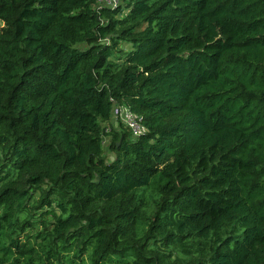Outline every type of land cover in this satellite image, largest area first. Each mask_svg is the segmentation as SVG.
Listing matches in <instances>:
<instances>
[{"label": "trees", "instance_id": "1", "mask_svg": "<svg viewBox=\"0 0 264 264\" xmlns=\"http://www.w3.org/2000/svg\"><path fill=\"white\" fill-rule=\"evenodd\" d=\"M1 23L0 264H264V0H0Z\"/></svg>", "mask_w": 264, "mask_h": 264}, {"label": "built area", "instance_id": "2", "mask_svg": "<svg viewBox=\"0 0 264 264\" xmlns=\"http://www.w3.org/2000/svg\"><path fill=\"white\" fill-rule=\"evenodd\" d=\"M102 1L108 4L109 6L115 8L120 4L121 0H102ZM111 121L116 125L118 123H124L133 132V135L135 137L146 132V128L142 123L141 116L134 113L130 109L121 106L118 103H114ZM105 128H106V132L110 131L109 124H106Z\"/></svg>", "mask_w": 264, "mask_h": 264}, {"label": "rangeland", "instance_id": "3", "mask_svg": "<svg viewBox=\"0 0 264 264\" xmlns=\"http://www.w3.org/2000/svg\"><path fill=\"white\" fill-rule=\"evenodd\" d=\"M127 12V11H126ZM125 12V13H126ZM2 26V23L0 24V27ZM110 139H111V137L109 136L107 139H105V145H107L109 142H110ZM109 155L111 156L112 155V153L111 152H109ZM112 157L114 158V156L112 155Z\"/></svg>", "mask_w": 264, "mask_h": 264}]
</instances>
